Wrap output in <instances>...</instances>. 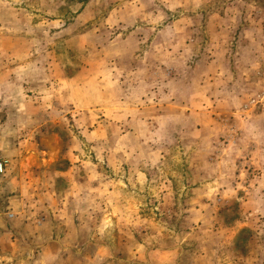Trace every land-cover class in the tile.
I'll return each mask as SVG.
<instances>
[{
	"label": "rangeland",
	"instance_id": "rangeland-1",
	"mask_svg": "<svg viewBox=\"0 0 264 264\" xmlns=\"http://www.w3.org/2000/svg\"><path fill=\"white\" fill-rule=\"evenodd\" d=\"M0 152V264H264V0H0Z\"/></svg>",
	"mask_w": 264,
	"mask_h": 264
},
{
	"label": "built area",
	"instance_id": "built-area-1",
	"mask_svg": "<svg viewBox=\"0 0 264 264\" xmlns=\"http://www.w3.org/2000/svg\"><path fill=\"white\" fill-rule=\"evenodd\" d=\"M8 165V159L0 152V176L6 172Z\"/></svg>",
	"mask_w": 264,
	"mask_h": 264
},
{
	"label": "crops",
	"instance_id": "crops-1",
	"mask_svg": "<svg viewBox=\"0 0 264 264\" xmlns=\"http://www.w3.org/2000/svg\"><path fill=\"white\" fill-rule=\"evenodd\" d=\"M9 166V165H8ZM8 168V167H7ZM2 176V175H1ZM1 258V257H0ZM1 260V259H0ZM4 261H6V260H4Z\"/></svg>",
	"mask_w": 264,
	"mask_h": 264
}]
</instances>
